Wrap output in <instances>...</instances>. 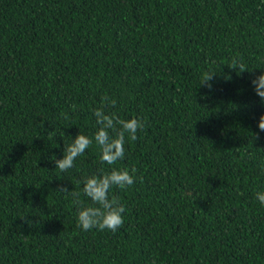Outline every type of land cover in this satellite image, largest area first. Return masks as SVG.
<instances>
[{
	"label": "trees",
	"instance_id": "1",
	"mask_svg": "<svg viewBox=\"0 0 264 264\" xmlns=\"http://www.w3.org/2000/svg\"><path fill=\"white\" fill-rule=\"evenodd\" d=\"M262 73L264 0H0V264H264ZM105 95L145 122L114 165ZM78 133L93 144L62 173ZM114 168L137 170L109 192L123 226L81 230L59 189L90 205L83 181Z\"/></svg>",
	"mask_w": 264,
	"mask_h": 264
},
{
	"label": "clouds",
	"instance_id": "2",
	"mask_svg": "<svg viewBox=\"0 0 264 264\" xmlns=\"http://www.w3.org/2000/svg\"><path fill=\"white\" fill-rule=\"evenodd\" d=\"M228 68L239 73L247 71L243 63L236 57L232 58ZM216 74L205 73L200 85L212 88L211 81ZM230 79V77H227ZM254 91L264 104V73L252 80ZM117 101L107 95L101 97V105L93 109L96 123L99 125L94 139L101 148L100 161L108 165H114L117 161L125 157L126 137L129 141H135L138 130L145 127L143 119L133 117L131 119H121L115 112L106 114V109L115 108ZM75 108V105L72 106ZM258 129L264 132V114L259 118ZM109 130L113 135H109ZM259 138L258 133L254 134ZM93 139L78 133L72 143L65 150L62 159H56L53 155L50 159L55 163V169L62 173L74 167V161L83 156L92 146ZM136 169H112L99 176L93 175L83 181V195L90 201V205H84L80 200V193L69 191L66 187H61L59 191L68 193L75 198L77 204V227L83 231L97 229L99 231L109 230L115 233L124 224L123 213L126 208L116 196L109 197V192L113 188L127 189L131 187L137 177ZM258 202L264 206V190L255 193Z\"/></svg>",
	"mask_w": 264,
	"mask_h": 264
}]
</instances>
